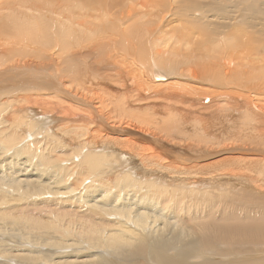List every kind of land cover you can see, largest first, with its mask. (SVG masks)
<instances>
[{
	"label": "rangeland",
	"instance_id": "374dc122",
	"mask_svg": "<svg viewBox=\"0 0 264 264\" xmlns=\"http://www.w3.org/2000/svg\"><path fill=\"white\" fill-rule=\"evenodd\" d=\"M171 1L167 0V3L163 5L160 0L158 2L157 0H0V103L10 101L9 105L13 103L12 105L15 104V107L16 105L19 106L16 104L17 100L19 102L22 98L40 100L39 103H42L41 101L58 103L57 100L62 102L67 99L64 101L68 102L63 101L64 103L62 102V104L67 105L70 103L91 108L92 106L87 101L91 102V100H94L98 102V100L103 99L106 103V114L104 115L107 118L104 115H102V118L110 126H116L120 129L129 121L142 119L146 121L150 118L151 120H156L155 122L152 121L156 127L155 135L151 133L153 130L151 126L149 127L150 131L147 132L148 134L138 128H133L132 130L124 129L128 130V134L131 135L127 134L128 137L133 138L137 145L144 144L148 138L149 141L151 140L149 145L152 144L154 147L156 141L162 143L163 153L166 156L170 153L173 158L175 156L174 159L171 157L168 160L173 163L175 168H183L190 173L196 167V164L215 162L212 165L214 170H210V173H213L212 175L206 176L199 173L198 176H191V179H188L190 177L187 176L188 174L171 175L157 170L151 173L150 170L142 169L130 153H119L108 143L102 145L104 143L100 140L102 135L93 139L89 138L90 140H85L81 135H79V138L76 136V138L73 135V127L77 128L87 125V122L81 121L82 118L80 116L77 117L79 120L77 118L73 120L65 118L66 120H64V118L56 114L43 113L41 108L31 104L14 108L17 110V117L9 118V122H5V126L3 125L0 128V154H2V156L0 155L2 159V161L0 159V165L9 156L15 155L17 159L16 163H13L15 166L17 165L15 168L19 167V169H15L13 163L10 166L7 165L10 162L9 159L8 162L2 163L3 166H1L0 170L3 173L4 171L10 172L9 174L5 172V174L8 177L11 174L23 184L19 182L16 188L13 189L12 187L15 186L12 185L15 183L14 181L10 185L9 182H6V179L0 178V200L3 199L0 202V211L2 212L0 213V230H9V233L12 234L5 237L7 241L5 238L2 240L9 243L12 247L16 246L15 250L22 247L35 251L36 249L31 245L25 242L22 244L20 239L15 238L17 236L19 238L22 237L24 229L42 230L40 232H32L30 238L32 240L36 238L34 242L38 241L36 243H42L43 245L37 247V249L42 251V254H37V256L41 255L38 258L36 254L32 253H29L31 254L30 256H26L28 252L24 253L25 256L17 252L18 255L12 248V250L7 252L9 254V262H6L8 257H1L0 264H58L63 263L64 260L67 262L64 261L63 264H264V29L262 28L264 23H261L264 22V6L261 5V8L263 7L261 13L252 14L247 11L245 5L244 7L243 5L241 6L242 9L237 8V10L234 5H231L230 1L233 0H210V4L215 2L213 6L222 7L227 3L228 5L225 6V10L222 9L223 13L221 11L217 14L218 18L216 21L214 19L207 21L203 18L206 15L205 6L201 7L205 11L196 7L192 9L195 13L185 15L183 8H180L183 0H173V3ZM217 1L221 3L219 4ZM224 1H227V3ZM177 3L180 6L179 8H176L178 6L176 5ZM205 3L201 1V4L205 5ZM162 8L164 10L167 8L166 12ZM227 9L228 12L226 13ZM175 10L178 11L176 12ZM9 13H15V17L30 21H37L43 18L49 22V26L38 37H35V39H38L27 38L28 40H22L18 36L6 34L7 32L4 31L6 29L3 23ZM258 15L263 17H258ZM230 16H236V20L231 21ZM224 18L229 19L225 20ZM194 20L197 22H194ZM205 22H208V24ZM196 23H198V26ZM253 23L255 27H253ZM219 24L220 28H218ZM203 25H207L209 31L212 28L214 31L218 29L220 32L218 35H215L217 33L215 32L214 36L213 33H205L204 30L207 29L204 28L203 30ZM200 27L203 30L202 32ZM47 29L48 31L51 30L49 32L51 37L43 35ZM144 29L152 31L151 34ZM236 29L239 34L237 31L235 32ZM62 31L67 33L66 37ZM146 33L148 36L150 35V38L148 37L145 42L143 37ZM234 33L236 35L235 41L237 42L234 41L231 45L226 44L225 39L228 36L233 38L232 35ZM9 35L14 37L9 38ZM219 36L220 38H218ZM63 40H69L68 52L62 46ZM153 40L154 42L156 40V49L153 45ZM214 41L222 43L221 53L216 51L215 47L213 48ZM164 43H167V45ZM140 45H145L148 49L149 55L146 56V62L139 57ZM164 51L166 52L165 54L163 53ZM157 60H168L169 63L173 64V68H170L172 65L168 62L165 66L162 63L160 65V62L157 64ZM70 63L76 69L73 73L76 77L70 73ZM167 64L170 66H166ZM148 72L153 73L150 75ZM71 77L84 82L85 85L82 84L84 87L75 88ZM135 79L140 83H136ZM147 81L150 83L148 84ZM135 89H140L141 94L140 91L138 92L137 90L136 92ZM66 90L69 94L66 93ZM45 92L48 94V98L45 97L47 96ZM135 93H138V96ZM51 94L55 97H52ZM70 96L73 100H71ZM62 97L63 100H61ZM48 99L49 102H46ZM11 101L13 102L11 103ZM120 102H122L121 105H119ZM32 107H36L34 111H31V109L33 110ZM127 107L130 111H126ZM24 108L25 110H23ZM107 109L113 111L114 114L109 113L110 111L107 112ZM10 110L9 108V112H11ZM119 111L126 112L123 115ZM108 113L111 115H108ZM17 118H20L21 121L20 119L15 121ZM116 118L119 120L118 123H116ZM115 119L116 122L114 123ZM77 123L81 124L78 125ZM60 125L61 127L58 129ZM71 125H73L72 128ZM65 132H68V134ZM21 133L27 136H21ZM137 133H140L141 137L143 135L144 138L141 139L138 136L139 134L136 136ZM7 137H10L11 140ZM73 139L75 142L71 141ZM94 139L96 141L99 140L100 145L98 144L99 141L95 143ZM15 140L17 141L14 142ZM82 141L83 143L81 144ZM13 143L20 145L17 147ZM10 146L14 147L11 148ZM16 147L19 152L13 153L15 149L18 150ZM39 148L47 151L44 152L43 150L41 152ZM68 150H70L69 153L67 152ZM104 150L107 152H104ZM21 152L23 154H20ZM7 154L8 157H6ZM58 154L61 156L60 159H58ZM111 155L113 157H107ZM27 156L31 159H28ZM168 156L167 158H169ZM86 157H88V160H86ZM33 158L34 160H32ZM57 159L59 160L58 162ZM63 162H69L65 166L62 165L65 170L63 168V171L62 169H56L61 164H64ZM70 162H74V165ZM120 162L123 167L130 169L129 173H133L132 178L136 181L135 185H132L131 188L126 187L122 193L120 191L121 187H125L126 184L117 183L115 180L116 174L109 171L111 167L121 168ZM34 163L38 165L35 166ZM19 165L25 170L20 168ZM67 165L68 167H66ZM53 166L57 167L53 168ZM65 167L68 169L66 170ZM44 168L45 170L50 168V170H46L44 173ZM34 169L36 170L34 171ZM50 171L52 174L53 172H60L61 179L54 183L61 182L64 175L65 181L69 180V177H73V180L71 177L68 182L64 183V185H67L65 188H69L70 185L74 189H79V187L83 189L93 181L92 187L96 190L95 195H99V197L97 200L90 198L91 200H87H90L89 203L86 201L82 204L77 201L76 203L74 200L69 202L71 204H67L65 208L60 206H55V208L54 206H51L53 208L49 206V209L45 207L44 209L46 210L39 208L41 213L40 211L38 213V208L33 203L51 198V195L40 197V194H37V197L36 194H28L27 197L25 193L19 194L18 190H21V187L26 185V181L27 183H32V181L41 182L40 180L47 178L48 173L51 177ZM121 171L118 172L120 173ZM20 172L22 174L26 173L23 175L24 177ZM68 172L71 176L70 174L68 175ZM126 172H128V169L124 170L123 173ZM74 176H77V180ZM99 180L106 181V184L101 186V188L98 183ZM73 181L78 184H74ZM150 181H154L157 184L154 189L148 188L147 190L145 185H143L142 190L138 188L140 187L139 183L145 184ZM49 183L48 187L54 186L53 182L50 183L53 186H50ZM69 183H72L73 187ZM64 185L62 181L58 186V190H63L64 188L62 189V187ZM103 190L109 193L112 192L107 197L118 196L115 203H110L113 201L110 198H102L101 193ZM131 190L132 192H130ZM138 190L141 192L137 193ZM2 192L3 194H1ZM136 193L137 195H135ZM150 193L153 194L151 197H149ZM143 194L146 197L144 200H148L150 203L147 204L142 200L143 205H141L142 201L140 200V203L138 202L140 205H138V197L143 196ZM33 195H35V198ZM12 197L16 199H14V203ZM150 198H153V201ZM73 202L75 203L73 204ZM152 202L157 206L151 205ZM106 204L112 208L108 209L107 207L105 213L103 210H105ZM21 206L29 210L27 211ZM124 206L129 208L130 214L128 213V215L131 218L123 213L120 216V210L118 209H122ZM154 208H158V211L156 209L153 210ZM17 209L20 210L18 211ZM56 209L61 211H59V213H62L60 214L61 216H57L56 213L58 212L55 211ZM111 209L115 210L107 212ZM6 210L7 212L4 213ZM50 210L53 211L51 212ZM8 211H11L12 214ZM159 211L161 213L158 214ZM23 213L28 215L26 214L27 216H25ZM34 213L37 214L34 215ZM137 213H143L142 215L147 216L150 213L148 217L146 216L148 219L146 218L147 222L145 224L133 219V216ZM21 214H23L22 217ZM39 214L40 217H38ZM132 214L134 215L132 216ZM125 215L131 220L129 221ZM41 216H44L46 223L43 222L44 220L41 219ZM47 227L49 228L48 231ZM52 227L55 228L53 229ZM64 229L79 231L82 234L83 237L79 235L80 237L78 238L75 235L65 237L66 241L72 240V242H75V240H78L79 243L81 242V247L78 245V247L75 246L77 248H59L61 245L57 243H66L64 238L60 237L58 233ZM124 229L131 230V233L123 234L121 230ZM87 231H89V235L85 234ZM93 231H96V233ZM18 232H20L21 236L18 235ZM45 236L48 237L46 238L47 243H44L46 240ZM39 238L43 241L41 242ZM58 239L60 241L57 242ZM44 244H47V246ZM70 253L77 254L76 256L71 254L70 257ZM22 257L29 258L27 260L21 259ZM52 259H55V261L52 262Z\"/></svg>",
	"mask_w": 264,
	"mask_h": 264
},
{
	"label": "bare ground",
	"instance_id": "6f19581e",
	"mask_svg": "<svg viewBox=\"0 0 264 264\" xmlns=\"http://www.w3.org/2000/svg\"><path fill=\"white\" fill-rule=\"evenodd\" d=\"M142 1V0H141ZM163 2V5H164V3H167L166 1L167 0H160V2ZM173 1V0H172ZM171 1V2H172ZM201 1H204V2H206L205 3V5H203V4H201ZM215 1V0H214ZM249 0H233V1H230L231 2V5H234V7H236V9L237 8H241L242 9V5H243V7H244V5H245V7H246V9H247V11L248 12H250V13H252V14H254V13H256V12H260L261 13V9L263 8H261V5L262 6H264V0H250L249 2H248ZM157 2H158V0H157ZM170 2V3H171ZM218 2V1H217ZM217 2H216V4H217ZM223 2V1H222ZM225 3H227V1H224ZM146 3V2H145ZM155 3V2H154ZM169 3V4H170ZM173 3V2H172ZM214 3L215 2H213L212 4H210V0H183L182 2H181V4H180V6H179V4L177 3L176 5H178L176 8H183V11H184V13H185V15H187V14H189V13H195L194 12V10H192L193 8H196L197 7V9H199V8H201V7H204L205 6V8H206V15H204L205 13H204V9H202V10H204L203 11V13H201V14H203L205 17H203L205 20H209V21H211V19L213 20H217V18H218V16H217V14H219L221 11H222V9L223 10H225L226 8H225V6H227L228 5V3L227 4H225L224 6H222V7H218V6H213L214 5ZM219 3V2H218ZM221 3V2H220ZM219 3V4H220ZM248 3V4H247ZM159 4H161V3H159ZM222 4H224V3H222ZM143 5V4H142ZM230 5V4H229ZM131 6V5H130ZM158 7H159V5H157ZM161 6V5H160ZM139 7V6H138ZM199 7V8H198ZM175 8V9H176ZM163 10H164V8H162ZM167 9V8H166ZM166 9L164 10L165 12H166ZM231 9V8H230ZM236 9H234V10H236ZM245 9V10H246ZM179 10V9H178ZM178 10H175L176 12L178 11ZM238 10V9H237ZM197 11V10H196ZM164 12V13H165ZM181 12V11H180ZM202 12V11H201ZM224 11H222V13H223ZM228 12V9H227V11H226V13ZM246 12V11H245ZM264 12V11H263ZM133 13V12H132ZM138 13V12H137ZM238 13V12H237ZM236 13V14H237ZM240 13V12H239ZM124 14V13H123ZM182 14H183V12H182ZM235 14V15H236ZM161 15V14H160ZM178 15V14H177ZM229 15V14H228ZM257 15V14H256ZM134 16V15H133ZM183 16H184V14H183ZM192 16H193V14H192ZM198 16V15H197ZM237 16V15H236ZM236 16L235 17H233V16H230L231 17V21L233 20H236ZM241 16V15H240ZM250 17H252L251 15H249ZM263 16H264V14H263ZM262 15L261 16H259L258 15V17H263ZM156 17V16H155ZM159 17V16H158ZM189 17V16H188ZM191 17V16H190ZM212 17H215V18H212ZM229 17V18H230ZM257 17V16H256ZM134 18V17H133ZM229 18H224L225 20H228ZM144 19V18H143ZM186 19H188V18H186ZM252 19V18H251ZM142 20V19H141ZM199 20H200V18H199ZM203 20V19H202ZM247 20V19H246ZM254 20V19H253ZM142 21H144V20H142ZM186 21V20H185ZM193 21V20H192ZM191 21V22H192ZM230 21V22H231ZM243 21H245V20H243ZM259 21H261V20H259ZM190 22V21H189ZM194 22H197V21H195L194 20ZM213 22V21H212ZM253 22V21H252ZM206 23V22H205ZM218 23V22H217ZM232 23V22H231ZM244 23V22H243ZM261 23H264V22H261ZM147 24V23H146ZM145 24V25H146ZM149 24V23H148ZM203 24V23H202ZM206 24H208V22L206 23ZM222 24V23H221ZM224 24V23H223ZM229 24V23H228ZM258 24V23H257ZM137 25V24H136ZM143 25V24H142ZM196 25L198 26V23H196ZM247 25H248V23H247ZM253 25V27H255L254 25V23L252 24ZM3 26H4V28L7 30H4L5 32H7L6 34H13V35H16V36H18L19 37V39H22V40H28L27 38H31V39H35V37L37 36L38 37V35L39 34H41L42 32H44L45 30H46V27L47 26H49V22L47 21V20H45V19H40V20H34V21H30V20H24V19H20V18H17V17H15V13L14 14H12V13H9V16H7V19H6V21L3 23ZM141 26V25H140ZM147 26V25H146ZM206 26V27H205ZM248 26H250V25H248ZM259 26V25H258ZM142 27V26H141ZM222 27H223V25H222ZM229 27V26H228ZM233 27V26H232ZM231 27V28H232ZM237 27V26H236ZM146 28V27H145ZM198 28V27H197ZM204 28H206L207 29V25H203V27H202V29L204 30ZM208 28H209V26H208ZM218 28H220V24H219V27ZM263 29H264V27H262ZM147 29V28H146ZM146 29H144V30H146ZM222 29V28H221ZM256 29V28H255ZM148 30V29H147ZM146 30V32H149L150 34H151V32L150 31H147ZM203 30H201V27H200V31L202 32ZM217 31H214V29H210V31L207 29V30H204L205 31V33L207 32V33H213V36H214V33L215 32H217L215 35H218V33L220 32V30H218V29H216ZM254 30V29H253ZM51 30H49L48 31V29H47V31L43 34V35H45V36H48L49 35V37H51L50 36V32ZM209 31V32H208ZM224 31V30H223ZM237 31V29L235 30V32ZM257 31H261V30H257ZM238 32V31H237ZM62 33L63 34H65V37H66V35H67V33L66 32H64V31H62ZM148 33V34H149ZM232 33H233V31H232ZM144 34V33H143ZM238 34H239V32H238ZM162 35V34H161ZM58 36V35H57ZM61 36V35H60ZM59 36V37H60ZM144 36V35H143ZM150 36V35H149ZM148 35H147V33H146V35L143 37V39L145 40V42L148 40V37H149ZM154 36V35H153ZM163 36V35H162ZM264 36V35H263ZM262 36V37H263ZM12 37H14V36H12V35H9V38H12ZM125 37V36H124ZM161 37V36H160ZM229 37H231V36H228L227 38H226V35H225V40H226V44H229V45H231V44H233L232 42H234L235 41V39H236V35H235V33L232 35V37L233 38H229ZM47 39H48V37H46ZM150 38V37H149ZM152 38V37H151ZM211 38V37H210ZM218 38H220V36L218 37ZM31 39H29V40H31ZM36 39H38V38H36ZM35 39V40H36ZM43 39H45V38H43ZM47 39H45V40H47ZM66 39V38H65ZM154 39H156V38H154ZM124 40H125V38H124ZM168 40V39H167ZM218 40V39H217ZM216 40V41H217ZM224 40V41H225ZM69 41V40H68ZM68 41H65V40H63V43H62V46L65 48L64 50L66 51V52H68L69 51V43H68ZM158 42V41H157ZM165 42V41H164ZM215 42V41H214ZM235 42H237V41H235ZM115 43V42H114ZM156 40H155V42H154V40H153V45H154V47H155V49H156ZM213 43V42H212ZM165 45H167V43H164ZM214 45H213V48L214 49H216V51H219L220 53H221V44L219 43V41L218 42H215V43H213ZM225 44V43H224ZM236 44V43H235ZM165 45H163V46H165ZM188 45V44H187ZM237 47V46H236ZM166 48V47H165ZM139 49H140V51H138L139 52V57H140V59L142 60V61H145L146 62V56H148L149 54H148V49H147V47L145 46V45H140V47H139ZM158 49V48H157ZM160 50V49H159ZM232 50V49H231ZM159 52V51H158ZM219 52H218V55H219ZM228 52V51H227ZM156 53V52H155ZM164 54L166 53L165 51L163 52ZM162 53V54H163ZM168 53V52H167ZM170 53H172V52H170ZM160 54V53H159ZM223 54V53H222ZM164 56V55H163ZM165 56H167V55H165ZM175 56V55H174ZM177 57V56H176ZM171 58V57H170ZM170 58H169V60H170ZM69 61V60H68ZM141 61V62H142ZM158 61V60H157ZM175 61V60H174ZM145 62H142V63H145ZM160 62V65H161V63L162 64H164V66H165V64L168 62V60H166V61H164V60H159L158 62H157V64ZM169 63V62H168ZM169 64H171V63H169ZM169 64H167L166 66H168ZM196 64V63H195ZM69 65H71L70 66V70H71V72L70 73H74V71L76 70L73 66H72V64L70 63ZM172 66H170V68H173V64H171ZM1 66V65H0ZM168 66V67H169ZM185 66V65H184ZM67 67H68V65H67ZM206 67V66H205ZM164 70V69H163ZM190 71H191V68H190ZM160 72H161V70H160ZM159 72V73H160ZM149 73V72H148ZM151 73H153V72H151ZM151 73H149L150 75H151ZM164 73V72H163ZM168 73V72H167ZM195 73V72H194ZM193 73V74H194ZM218 73V72H217ZM157 74V73H156ZM155 74V75H156ZM165 75H166V73H164ZM163 74V75H164ZM71 75V74H70ZM218 75H219V73H218ZM224 75V74H223ZM31 76V75H30ZM73 76L74 77H76V75L75 74H73ZM19 77V76H18ZM74 77H71L72 78V84H73V86L76 88H83L84 86L82 85V84H84V82H80V80L78 81V80H76ZM138 77V76H137ZM157 77V76H156ZM170 77V76H169ZM216 77V76H215ZM214 77V78H215ZM33 79V78H32ZM136 80V79H135ZM145 80V79H144ZM137 82L136 83H140V82H138V80H136ZM34 83H36V82H34ZM147 83H148V81H147ZM150 83V82H149ZM148 83V84H149ZM85 85V84H84ZM145 85V84H144ZM138 87V86H137ZM136 87V88H137ZM56 88V87H55ZM72 88V87H71ZM57 90V89H56ZM59 90V89H58ZM62 90V89H61ZM136 90V89H135ZM138 90V92L140 91V89H137ZM137 90H136V92H137ZM50 91H51V89H50ZM54 91V90H53ZM65 91V90H64ZM144 91V90H143ZM54 92H56V91H54ZM135 92V91H134ZM133 92V93H134ZM49 93V92H48ZM50 93H52V92H50ZM66 93H68L67 92V90H66ZM105 93V92H104ZM45 94H47L46 92H45ZM55 94V93H54ZM69 94V93H68ZM136 94V93H135ZM138 94V93H137ZM136 94V95H137ZM140 94H141V91H140ZM139 94V95H140ZM52 95V97H55V96H53V94H51ZM55 95H57V94H55ZM65 95V94H64ZM135 95V96H136ZM50 96V95H49ZM69 96V95H68ZM138 96V95H137ZM45 97H47L48 98V94H47V96H45ZM60 97H61V95H60ZM60 97H59V99H60ZM65 97H66V95H65ZM67 98V97H66ZM70 98H71V100H73V98L70 96ZM75 98V97H74ZM77 98V97H76ZM11 99V98H10ZM15 99V98H14ZM19 99V98H18ZM17 100V99H16ZM47 100V99H46ZM61 100H63V97H62V99ZM64 100H67V99H64ZM63 100V101H64ZM68 100H70V99H68ZM77 101H78V98L76 99ZM83 100V99H82ZM14 101V100H13ZM13 101H11V103L13 102ZM39 101L40 100H34V99H31V98H22V99H20L19 100V102H18V100H17V103L16 104H18L19 106H15L14 107V105H12V107H10L11 105H9V103H10V101H5V102H2V103H0V128L5 124V122H9V118L11 119V118H14L15 116H16V114H17V110L16 109H14V108H18V107H22V105H24V107H25V104H31L32 106H34V105H36V106H38V108H41L42 109V111H43V113L44 112H48V113H53V114H56V115H58L59 117H61V118H64V120H66V119H69V120H73V119H75V118H77V117H81L82 118V122H87L86 124L87 125H83V126H81V127H73V135L76 137V136H78V138L80 137L79 135H81L82 137H84L85 138V140L86 139H89V138H91V139H93V138H97L98 136H101L100 137V140H102L104 143H102V145L103 144H109V145H111L112 146V148H115L116 150H117V152H119V153H122V154H127V153H130L131 155H132V157L134 158V159H136V161L138 162V164L140 165V167L142 168V169H145V170H150V172L151 173H153L155 170H157V171H159V172H167L168 174H175V175H180V174H183V175H187V176H190V177H188V179H191V176H198L199 175V173H202V174H205L206 176L207 175H212L210 172V170L211 169H213L214 170V166H213V168H212V165H214L215 164V162L214 161H210V162H205V163H201V164H196V167H194L193 168V166H192V171L190 172V173H188L185 169H183V168H175V166H173V163H171V162H169L168 160L172 157L173 158V156H171V154L170 153H168V155L170 154V156H168L169 158H167V156H166V154L165 153H163V150H162V147H163V145H162V143H160L159 141H156V143H155V147L154 146H152V144H150L149 145V143H150V141L147 139V137H145L146 139V141L145 140H142V141H145V143L144 144H140V145H137V144H135V141L133 140V138H131V137H128V130L126 131L124 128H128L129 130L131 129H133V128H138V129H140L142 132H144V133H147V132H149L150 130H149V127L151 126V127H153V130L151 131V133H153V135H155L156 134V132H154L155 131V129H156V127L154 126L155 124L152 122V121H154V120H151V118L150 119H148V120H146V121H144V119H142V120H139V121H129V122H126V124L123 126V128H121L120 127V129H118L116 126H110V125H108V120L106 121L107 123H105V119L104 118H102V115H104V114H106V103H105V101L103 100V99H101V100H98V102H96V101H94V100H91V102H93V103H91V102H89V101H87L92 107L91 108H85L83 105H76V104H70V103H68L67 105H64V104H62V102H59V100H57L58 101V103H45L44 101H41L42 103H39ZM51 101V100H50ZM85 101V100H84ZM125 101V100H124ZM46 102H49V99H48V101H46ZM64 102H68V101H64ZM63 102V103H64ZM79 102H80V99H79ZM96 102V103H95ZM86 104V103H85ZM122 104V102H120V104L119 105H121ZM128 105V104H127ZM125 106H126V104H125ZM124 106V107H125ZM30 107V106H29ZM121 107V106H120ZM9 108L11 109L10 111L11 112H9ZM33 108V107H32ZM36 108V107H35ZM35 108H33V110L31 109V111H34L35 110ZM38 108H37V110H38ZM126 108V107H125ZM21 109V108H20ZM23 110H25V108L23 109ZM121 110V109H120ZM110 111V112H109ZM126 111H130V109L127 107V110ZM126 111H124V112H126ZM39 112V111H38ZM107 112H109V113H111V114H114L113 113V111H111L110 109H107ZM121 114H123L124 112H121V111H119ZM25 113H26V111H25ZM24 113V114H25ZM30 113H32V112H30ZM108 113V115H111V114H109ZM11 114V115H10ZM27 115V114H26ZM35 115H36V113H35ZM38 115V114H37ZM124 115V114H123ZM127 115V114H126ZM129 115H130V113H129ZM31 116H32V114H31ZM31 116H29V117H31ZM45 116V115H44ZM57 116V117H58ZM106 118H107V116L106 115H104ZM17 117V116H16ZM20 117V116H19ZM66 118V119H65ZM109 118V117H108ZM20 119V118H19ZM18 118H17V120H15V121H18L19 120ZM25 119V118H24ZM49 119V118H48ZM53 119V118H52ZM56 119V118H55ZM78 119V118H77ZM117 119V118H116ZM116 119L113 121L114 123L116 122ZM156 119V118H155ZM12 120H14V119H12ZM54 120V119H53ZM63 120V119H62ZM79 120V119H78ZM77 120V121H78ZM252 120V119H251ZM20 121H21V119H20ZM156 121V120H155ZM154 121V122H155ZM12 122V121H11ZM29 122V121H28ZM61 122V121H60ZM71 122V121H70ZM119 122V120L117 119V122L116 123H118ZM13 123V122H12ZM22 123V122H21ZM46 123V122H45ZM57 123V122H56ZM65 123H66V121H65ZM79 123V122H78ZM77 123V124H78ZM114 123H112V124H114ZM29 124V123H28ZM81 124V123H80ZM80 124H78V125H80ZM83 124V123H82ZM168 124V123H167ZM174 124V123H173ZM8 125V124H7ZM22 125V124H21ZM63 125H67V124H63ZM75 125V124H74ZM5 126V125H4ZM18 126H20V124H18ZM28 126V125H27ZM26 126V127H27ZM69 126V125H68ZM72 126L73 125H71V128H72ZM15 127V126H14ZM57 127V126H56ZM55 127V128H56ZM61 127V125L60 126H58V129ZM4 128V127H3ZM29 128V127H28ZM45 128V127H44ZM54 128V127H53ZM71 128H68V129H71ZM33 129V128H32ZM51 129V128H50ZM57 129V130H58ZM64 129V128H63ZM151 129V128H150ZM163 129V128H162ZM29 130V129H28ZM27 130V131H28ZM31 130V129H30ZM5 131V130H4ZM17 131V130H16ZM50 131V130H49ZM48 131V132H49ZM63 131H65V130H63ZM11 132H13V131H11ZM30 132H32V131H30ZM29 132V133H30ZM130 132V131H129ZM39 133V132H38ZM59 133V132H58ZM61 133V132H60ZM65 133H67L68 134V132H65ZM151 133H149V134H151ZM155 133V134H154ZM4 134V133H3ZM49 134V133H48ZM57 134V133H56ZM66 134V135H67ZM128 134V135H127ZM131 134V133H130ZM133 134V133H132ZM139 134V135H138ZM148 134V133H147ZM13 135H15V134H13ZM18 135H20V134H18ZM24 135V134H23ZM22 135V133H21V136H23ZM49 135H51V134H49ZM65 135V134H64ZM134 135H135V131H134ZM140 136L141 137V135H140V133H137L136 134V136ZM5 136V135H4ZM25 136V135H24ZM27 136V135H26ZM25 136V137H26ZM122 136H124V137H122ZM129 136H131V135H129ZM11 137H12V135H11ZM53 137V136H52ZM61 137H63V136H61ZM67 137V136H66ZM70 137H72V136H70ZM1 138V137H0ZM8 138V137H7ZM10 138V137H9ZM8 138V139H9ZM14 138H16V136H14ZM17 138H18V136H17ZM68 138V137H67ZM73 138V137H72ZM77 138V137H76ZM138 138V137H137ZM142 138H144L143 137V135H142V137H141V139ZM20 139H22L21 137H20ZM20 139H19V141H20ZM60 139V138H59ZM69 139V138H68ZM140 139V140H141ZM10 140H11V138H10ZM90 140V139H89ZM95 141H96V139H94ZM17 140H15L14 142H16ZM71 141H74V139L73 140H71ZM77 141V140H76ZM84 141V140H83ZM83 141L81 142V144L83 143ZM91 141H93V140H91ZM94 141V142H95ZM99 141V140H98ZM98 141H96L95 143H97ZM21 142V141H20ZM69 143H70V141H68ZM75 142V141H74ZM153 142V141H152ZM217 142V141H216ZM22 143V142H21ZM39 143H40V141H39ZM38 142H37V144H39ZM43 143V142H42ZM78 143H80V142H78ZM14 144V146H15V144L17 145V147L20 145H18L17 143H13ZM59 144H60V141H59ZM64 144V143H63ZM86 144V143H85ZM99 145H100V141H99V143H98ZM154 144V143H153ZM11 145H12V143H11ZM30 145V144H29ZM47 145V144H46ZM78 145V144H77ZM76 145V146H77ZM13 146V147H14ZM22 146V145H21ZM27 146V145H26ZM39 146V145H38ZM37 146V147H38ZM97 146V145H96ZM11 147V146H10ZM13 147H11V148H13ZM16 147V148H17ZM30 147V146H29ZM40 147V146H39ZM61 147V146H60ZM66 147V146H65ZM74 147V146H73ZM88 147V146H87ZM95 147V146H94ZM101 147H103V146H101ZM11 148H8V149H11ZM28 148V147H27ZM46 148V147H45ZM47 148H48V146H47ZM55 148V147H54ZM58 148V147H57ZM62 148V147H61ZM75 148H77V147H75ZM84 148H85V146H84ZM1 149V148H0ZM3 149V148H2ZM18 149V148H17ZM38 149V148H37ZM40 149V148H39ZM42 149V148H41ZM40 149V150H41ZM65 149V148H64ZM68 149V148H67ZM96 149H97V147H96ZM105 149V148H104ZM32 150V149H31ZM34 150H36V148H34ZM44 150V149H43ZM43 150H41V152L43 151ZM58 150V149H57ZM66 150V149H65ZM83 150V149H82ZM85 150V149H84ZM95 150V149H94ZM107 150H109V149H107ZM47 151V150H46ZM45 150H44V152H46ZM74 151V150H73ZM78 151V150H77ZM81 151V150H80ZM86 151V150H85ZM98 151V150H97ZM111 151V150H110ZM168 151V150H167ZM12 152V151H11ZM19 152V149L18 150H14L13 151V153H18ZM33 152V151H32ZM38 152H39V150H38ZM58 152H61V151H58ZM68 153L70 152V150H68L67 151ZM90 152V151H89ZM96 152V151H95ZM99 152V151H98ZM104 152H107V151H105L104 150ZM116 152V153H117ZM165 152H166V148H165ZM169 152V151H168ZM73 153V152H72ZM84 153V152H83ZM91 153V152H90ZM5 154V153H4ZM20 154H23L22 152L20 153ZM56 154V153H55ZM54 154V155H55ZM62 154V153H61ZM71 154V153H70ZM69 154V155H70ZM76 154V153H75ZM92 154V153H91ZM95 154V153H94ZM173 154H175V153H173ZM1 156H2V154H0ZM37 155V154H36ZM39 155V154H38ZM44 155V154H43ZM51 155H53V154H51ZM57 155V154H56ZM59 155V154H58ZM101 155H102V153H101ZM177 155H179V154H177ZM177 155H176V157H177ZM262 155V154H261ZM263 155H264V153H263ZM262 155V156H263ZM21 156V155H20ZM62 156H65V155H62ZM72 156V155H71ZM70 156V157H71ZM74 156H76V155H74ZM6 157H8V154H7V156ZM28 157V159H31V158H29V156H27ZM39 157V156H38ZM47 157V156H46ZM51 157V156H50ZM55 157V156H54ZM60 155H59V157H58V159H60ZM66 157V156H65ZM89 157V156H88ZM88 157H86V160H88L87 158ZM108 158L109 157H113V155H111V156H107ZM185 157V156H184ZM51 158H53V157H51ZM56 158V157H55ZM95 158V157H94ZM99 158V157H98ZM97 158V159H98ZM174 158H175V156H174ZM173 158V159H174ZM183 158V157H182ZM186 158V157H185ZM185 158H184V161H185ZM204 158V157H203ZM1 159V158H0ZM9 159H10V162H9V164H7V165H9L10 166V164H12L13 162L14 163H16L15 161H16V156L15 155H11V156H9V158L7 159V160H4V162H8L9 161ZM27 159V158H26ZM27 159V160H28ZM40 159H42V158H40ZM39 159V160H40ZM44 159V158H43ZM47 159H48V157H47ZM57 159V162L59 161ZM63 159V158H62ZM68 159V158H67ZM70 159V158H69ZM91 159V158H90ZM188 159H190V158H188ZM187 159V160H188ZM192 159V158H191ZM195 159V158H194ZM32 160H34V158L32 159ZM31 160V161H32ZM52 160V159H51ZM50 160V161H51ZM65 160V159H64ZM255 160V159H254ZM259 160V159H258ZM1 161H2V159H1ZM0 161V162H1ZM20 161H21V159H20ZM48 161V160H47ZM98 161V160H97ZM102 161V160H101ZM116 161H117V159H116ZM178 161H180V160H178ZM198 161V160H197ZM257 161V160H256ZM4 162H2V163H4ZM18 162V161H17ZM22 162V161H21ZM20 162V163H21ZM23 162H24V160H23ZM36 162V161H35ZM46 162V161H45ZM51 162H53V161H51ZM92 162V161H91ZM103 162V161H102ZM200 162V161H199ZM202 162V161H201ZM2 163H1V165H0V168H2L1 166H3L2 165ZM13 163V164H14ZM31 163H33V162H31ZM30 163V164H31ZM38 163V162H37ZM56 163V162H55ZM64 163V162H63ZM69 163V162H68ZM67 162H65L64 164H61L60 166H59V164H57L59 167H54L53 166V168H56V169H62L63 167H62V165H66V164H68ZM71 164L73 163V165H74V162H70ZM104 163V162H103ZM105 163H106V161H105ZM189 163V162H188ZM25 164V163H24ZM23 164V165H24ZM38 164H40V163H38ZM38 164H36V165H38ZM45 164V163H44ZM48 164H50V162H48ZM47 164V165H48ZM51 164H53V163H51ZM70 164V165H71ZM79 164V163H78ZM82 164H83V161H82ZM92 164V163H91ZM100 164H101V162H100ZM107 164V163H106ZM105 164V165H106ZM114 164V163H113ZM120 164H121V162H120ZM5 165V164H4ZM20 165H22V164H20ZM19 165V166H20ZM26 165H29V164H26ZM34 165H35V163H34ZM35 165V166H36ZM191 165H192V162H191ZM190 165V166H191ZM194 166H195V164H193ZM12 166V165H11ZM17 166V165H16ZM15 166V164H14V168L16 167ZM35 166H34V168H35ZM43 167H44V165H42ZM52 166V165H51ZM126 166H128V165H126ZM177 166V165H176ZM240 166V165H239ZM8 167V166H7ZM25 167H27V166H25ZM29 167V166H28ZM38 167V166H37ZM39 167H41V166H39ZM66 167H68V165L66 166ZM65 167V168H66ZM71 167H72V165H71ZM76 167V166H75ZM78 167H79V165H78ZM81 167V166H80ZM188 168H189V166H187ZM9 168H12V167H9ZM14 168H12V169H14ZM18 169H19V167H17ZM17 168H15V169H17ZM20 168H22V166H20ZM52 168V167H51ZM105 168V167H104ZM232 168V167H231ZM4 169V168H3ZM22 169H24V168H22ZM38 169V168H37ZM64 169V168H63ZM63 169H62V171H63ZM68 168H66V170H67ZM107 169V168H106ZM121 169H122V171H121ZM128 169V172H126V173H123L124 172V170H127ZM216 169V168H215ZM25 170V169H24ZM36 169H34V171H35ZM46 170H50V168H47ZM46 170H45V168H44V173L46 172ZM65 170V169H64ZM70 170V169H69ZM129 168H125V167H123V165L121 164V168H117V167H111V170H109L111 173H113V174H116L115 175V180H116V182L117 183H120V184H126L125 185V187H121V193H122V191L124 192L125 191V188L126 187H129V188H131L132 187V185H135V180L132 178V175H133V173L131 172V173H129ZM190 170V169H189ZM207 170V171H206ZM234 170V169H233ZM238 170V169H237ZM41 171V170H40ZM79 171V170H78ZM118 171H121L120 173L118 172ZM5 172H7L8 173V171H4V173H3V171H1L0 170V178H4V179H6V182H9V184L12 182V181H14L15 183H13L12 185H15V186H13L12 188L13 189H15L16 188V185L19 183V182H21V181H19V179L18 178H14L11 174L9 175V177L5 174ZM51 172V171H50ZM80 172H82V171H80ZM106 172V171H105ZM136 172V171H135ZM208 172V173H207ZM10 173V172H9ZM8 173V174H9ZM15 173V172H14ZM21 173V172H20ZM20 173H18V174H20ZM33 173H35V172H33ZM40 173V172H39ZM48 173V172H47ZM60 173V172H59ZM59 173L58 172H53V174H52V172H51V175L53 176H51L50 177V175H49V173H48V176H47V178L46 179H44V180H40L41 182H39L38 181V183H36V182H33L32 181V183L30 182V183H27V181H26V185L24 186V187H21L20 185V187L22 188L20 191L18 190V188H17V190H18V193L19 194H27V197H28V194L30 195V194H36V196H37V194H40V197H42V196H46V195H48V194H50L51 195V198H46V199H44L43 201H40V202H35V203H33V204H35V206L38 208L37 209V211H38V213H39V211H40V213H41V209L39 210V208H45V207H48V209L51 207V206H54V208H55V206H57V207H61V208H65L66 207V205L67 204H71V203H69V202H72V201H74L75 200V202L77 201L79 204L81 203H83V202H86L88 199H92V200H97V198L99 197V195H95L96 194V190L92 187L93 185H92V183H93V181H91L88 185H86L83 189L81 188L80 189V187H79V189L78 188H71V186L69 185V188L67 187V188H65V186H67V185H64V183H66V182H68L70 179H71V174L68 172V175L70 174V176L71 177H69V180H67V181H65V179H64V177H65V175H64V177H63V180H61V182L63 181V185H64V187H62V189L63 190H58V186L60 185V183L61 182H58L59 183V185H58V183L56 182V183H54L55 181H58V180H60L61 179V176L59 175ZM102 173H104V172H102ZM122 173V174H121ZM238 173V172H237ZM17 174V173H16ZM22 174V173H21ZM26 173L24 172L23 174H22V176L23 175H25ZM29 174V173H28ZM37 174H38V171H37ZM41 174V173H40ZM42 174H43V170H42ZM67 174V173H66ZM72 174H73V172H72ZM201 174V175H202ZM220 174V173H219ZM239 174H240V172H239ZM44 175H46V174H44ZM151 175V174H150ZM200 175V176H201ZM22 176H18V177H22ZM28 176V175H27ZM38 176H40V175H38ZM220 176V175H219ZM24 177V176H23ZM75 177V176H74ZM77 177V176H76ZM76 177H75V179H76ZM83 177V176H82ZM120 177V178H119ZM215 177V176H214ZM41 178V177H40ZM74 179V180H75ZM87 179H88V177H87ZM86 179V180H87ZM108 179V178H107ZM33 180V179H32ZM52 180V181H51ZM72 180H73V177H72ZM77 180V179H76ZM82 180V179H81ZM84 180V179H83ZM97 180V179H96ZM96 180H94V181H96ZM193 181H195V180H193ZM29 182V181H28ZM51 183V182H53V184H54V186H55V184H57L56 185V187L55 188H57V189H53V187H48V183ZM74 182V181H73ZM72 182V183H73ZM191 182V181H190ZM0 183H1V181H0ZM22 183V182H21ZM50 183H49V185H50ZM72 183H69V184H72ZM77 183V182H76ZM75 182H74V184H76ZM85 183V182H84ZM99 186H100V188H101V186H103L104 184H106V181H103V180H99ZM116 183V184H117ZM185 183V182H184ZM189 183V182H188ZM193 183H195V182H193ZM214 183V182H213ZM6 184V183H5ZM23 184V183H22ZM78 184V183H77ZM119 184V185H120ZM11 185V184H10ZM50 185V186H51ZM139 185H140V187H138V188H141V190H142V187H144L143 185H145V187H147V190H148V188H153L154 189V187H156L157 186V184L154 182V181H150L149 183H145V184H142V183H139ZM170 185V184H169ZM195 185V184H194ZM5 186V185H4ZM81 186H82V184H81ZM121 186V185H120ZM1 187H3V186H1ZM7 187V186H6ZM10 187V186H9ZM72 187H73V184H72ZM74 187H75V185H74ZM159 187V186H158ZM163 187V186H162ZM165 187V186H164ZM184 187V186H183ZM186 187V186H185ZM61 188V187H60ZM106 188H107V186H106ZM134 188V187H133ZM3 189V188H2ZM118 189V188H117ZM166 189V188H165ZM168 189V188H167ZM5 190V189H4ZM16 190V191H17ZM108 190V189H107ZM112 190V189H111ZM144 190V189H143ZM162 190V189H161ZM169 190H170V188H169ZM197 190V189H196ZM6 191V190H5ZM12 191H14V190H12ZM154 191V190H153ZM158 191H159V189H158ZM176 191V190H175ZM180 191V190H179ZM127 192V191H126ZM130 192H132V190L130 191ZM139 192H141L140 190H138V192L137 193H139ZM162 192V191H161ZM110 193H112V192H110ZM109 192H106L105 190H103L102 191V193H101V196H102V198L103 197H106V198H110L111 200H113L112 202H110V203H115V201H116V199H118V196H109V197H107L108 196V194H110ZM137 193L135 194V195H137ZM143 193V192H142ZM141 193V194H142ZM153 193V192H152ZM1 194H3V192L1 193ZM128 194V193H127ZM132 194V193H131ZM170 194V193H169ZM172 194H173V192H172ZM8 195V194H7ZM6 195V196H7ZM11 195V194H10ZM151 195H153V194H151L150 193V196L149 197H151ZM155 195V194H154ZM160 195V194H159ZM4 196V195H3ZM19 196V195H18ZM24 196V195H23ZM123 196V195H122ZM147 196H148V194H147ZM14 197V196H13ZM12 197V198H13ZM22 197V196H21ZM33 197L35 198V195H33ZM38 197V196H37ZM36 197V198H37ZM31 198V197H30ZM134 198V197H133ZM139 199H138V201H137V203L139 202L140 203V200L142 201V200H144V199H146V197L144 196V194H143V196H141V197H138ZM166 198V197H165ZM172 198V197H171ZM171 198H170V200H171ZM10 199H11V197H10ZM14 199L15 198H13V203H14ZM90 199V200H91ZM109 199V200H110ZM153 198H150V200L151 201H153L152 200ZM159 199V198H158ZM2 201H3V199H1ZM0 200V202H2ZM16 200V199H15ZM90 200L89 201H87L88 203L90 202ZM135 200H137V199H135ZM134 200V201H135ZM12 201V200H11ZM10 201V202H11ZM19 201H21V200H19ZM18 201V202H19ZM35 201V200H34ZM39 201V200H38ZM145 201V200H144ZM160 201H161V198H160ZM5 202H8V201H5ZM22 202V201H21ZM26 202V201H25ZM75 202H73V204L75 203ZM76 202V203H77ZM109 202V201H108ZM107 202V203H108ZM158 202V201H157ZM157 202H155V203H157ZM198 202V201H197ZM30 203V202H29ZM36 203H38V204H36ZM117 203V202H116ZM129 203V202H128ZM138 203V205H140ZM145 203H150L148 200H146L145 201ZM17 204H20V203H17ZM32 204V203H31ZM30 204V205H31ZM78 204V205H79ZM153 204V202L151 203V205ZM115 205H117V204H115ZM125 205V204H124ZM127 205V204H126ZM137 205V206H138ZM141 205H143V201H142V204ZM153 205H155V204H153ZM159 205V204H158ZM20 206V205H19ZM34 206V207H35ZM50 206V207H49ZM77 206V205H76ZM75 206V207H76ZM112 206V205H111ZM128 206V205H127ZM127 206H124L122 209H118V210H120V213H119V211H117L119 214H120V216H121V213H123V214H127L128 215V213H129V208L127 207ZM155 206H157V205H155ZM155 206H153V207H155ZM2 207V206H1ZM21 207H23V206H21ZM31 207V206H30ZM68 207V206H67ZM72 207V206H71ZM74 207V208H75ZM78 207V206H77ZM108 207V209L109 208H112V207H110V206H107V204H106V206H105V210H103L105 213H106V208ZM144 207V206H143ZM151 207V206H150ZM213 207V206H212ZM18 208V207H17ZM51 208H53V207H51ZM60 208V209H61ZM73 208V207H72ZM102 208V207H101ZM101 208H100V210H101ZM119 208H121V207H119ZM130 208H131V206H130ZM160 208H161V206H160ZM1 209V208H0ZM4 209H5V207H4ZM6 209H8V208H6ZM23 209H25V210H29V209H27L26 207L24 208L23 207ZM34 209V208H33ZM42 209V210H43ZM47 209V211H49ZM69 209H70V206H69ZM97 209V208H96ZM96 209H94V210H96ZM99 209V208H98ZM116 209V208H115ZM115 209H111L110 211L108 210L107 212H111L112 210L114 211ZM144 209V208H143ZM156 208H154L153 210H155ZM10 210V209H9ZM18 210V209H17ZM20 210V209H19ZM18 210V211H19ZM31 210V209H30ZM44 210H46V209H44ZM92 210V209H91ZM151 210H152V207H151ZM164 210V209H163ZM162 210V211H163ZM2 211H4V210H2ZM24 211V210H23ZM22 211V212H23ZM26 211V212H27ZM36 211V210H35ZM51 212L53 211V210H50ZM56 212H58L59 213V211L60 210H58V209H56L55 210ZM54 211V213H56ZM64 211H67V210H64ZM71 211H73V210H71ZM74 211H75V209H74ZM102 211V210H101ZM100 211V212H101ZM102 211V212H103ZM132 211H133V209H132ZM156 211H158V208L156 209ZM7 212V210L4 212V213H6ZM9 212V211H8ZM61 212V211H60ZM117 212H114L115 214L117 213ZM0 213H2L1 211H0ZM9 213H11L12 214V212L10 211ZM9 213H7L8 215H10ZM20 213V212H19ZM56 213L57 214V216H61L60 214H62V213ZM89 213V212H88ZM94 213V212H93ZM92 213V214H93ZM96 213H97V211H96ZM95 213V214H96ZM117 213V214H118ZM159 213H161V211H159L158 212V214ZM6 214V215H7ZM18 214V213H17ZM16 214V215H17ZM24 214V213H23ZM23 214H21V217H22V215ZM27 213H25L24 215L25 216H27L26 215ZM29 214H30V212H29ZM35 214H37V213H34V215ZM43 214H46V213H43ZM98 214H99V211H98ZM109 214V213H108ZM130 214V213H129ZM143 214V213H142ZM142 214H139V213H137L135 216H133L134 214H132V216H133V219H136V221L137 220H139V222L141 221L142 222V224L144 223L145 224V222H147L146 221V218L150 215V213H149V215L147 216V215H142ZM145 214V213H144ZM14 215V214H13ZM32 215V214H31ZM74 215V214H73ZM94 215V214H93ZM153 216H154V214H152ZM4 216V215H3ZM15 216V215H14ZM65 216H66V213H65ZM71 216V215H70ZM81 216H83V215H81ZM86 216H87V214H86ZM88 216H92V215H88ZM129 216V215H128ZM147 216V217H146ZM0 217H1V215H0ZM5 217V216H4ZM17 217H19V216H17ZM16 217V218H17ZM38 217H40V214H39V216ZM64 217V216H63ZM69 217V216H68ZM125 217L126 218H128L126 215H125ZM130 218H131V216H129ZM152 217V216H151ZM157 217V216H156ZM20 218V217H19ZM35 218H36V216H35ZM70 218V217H69ZM80 218V217H79ZM79 218H78V220H79ZM83 218V217H82ZM94 218V217H93ZM130 218H128L129 219V221L131 220ZM155 218V217H154ZM158 218V217H157ZM234 218V217H233ZM41 219L42 220H44V216H41ZM41 219H40V221H41ZM60 219V218H59ZM86 219H87V217H86ZM91 219V218H90ZM148 219V218H147ZM150 219V218H149ZM153 219V218H152ZM21 220V219H20ZM24 220V219H23ZM30 220H32L31 218H30ZM50 220V219H49ZM49 220H47V222H49ZM77 220V221H78ZM154 220V219H153ZM4 221V220H3ZM6 221V220H5ZM38 221V220H37ZM51 221V220H50ZM21 222V221H20ZM30 222V221H29ZM43 222H45V220L43 221ZM63 222V221H62ZM85 222V221H84ZM115 222H117V221H115ZM132 222V221H131ZM154 222H155V220H154ZM5 223V222H4ZM39 223H41V222H39ZM46 223V222H45ZM51 223H52V221H51ZM61 223V222H60ZM64 223V222H63ZM118 223V222H117ZM216 223V222H215ZM247 223V222H246ZM55 224H57V223H55ZM149 224V223H148ZM218 224V223H217ZM41 225V224H40ZM44 225V224H43ZM54 225V224H53ZM52 225V226H53ZM71 225V224H70ZM79 225V224H78ZM129 225V224H128ZM21 226V225H20ZM20 226H19V228H20ZM30 226V225H29ZM69 226V225H68ZM120 226V225H119ZM142 226V225H141ZM145 226V225H144ZM22 227V226H21ZM32 227H34V226H32ZM48 227H49V224H48ZM47 227V231L49 230V228ZM61 227V226H60ZM65 227H67L66 225H65ZM64 227V228H65ZM84 227V226H83ZM222 227V226H221ZM53 229L55 228V227H52ZM52 228H51V230H52ZM68 228V227H67ZM66 228V229H67ZM70 228V227H69ZM79 228V227H78ZM119 228V227H118ZM144 228V227H143ZM30 229H31V226H30ZM42 229V228H41ZM44 229V228H43ZM62 229V228H61ZM82 229V228H81ZM122 229V228H121ZM128 229V228H127ZM78 230V229H77ZM85 230V229H84ZM255 230V229H254ZM14 231V230H13ZM16 231V230H15ZM40 231H42V230H25L24 229V231H23V235H22V237H16L15 239H20V242L23 244L24 242L26 243V244H28V245H31L32 247H34L36 250L34 251H30V250H28L27 248H22V247H20V248H18L17 250H15V248H16V246L14 247H12V246H10L9 245V243H7L6 241H7V238H5L6 236H9V234L10 235H12L11 233H9V230H0V239H1V241H0V258L1 257H8L7 258V260H6V262H9V254H7V252H9V250H12V248L15 250V252L17 253V252H19V253H21V254H23L22 256H25V254L24 253H26V252H28L27 254H26V256H30L31 254H29V253H32V254H36V256H37V254H42V251L41 250H39V249H37V247L38 246H42L43 244L42 243H36V242H38V241H36V242H34V240H36V238L35 239H31L30 238V235H31V233L32 232H40ZM45 231V230H44ZM53 231H55V230H53ZM122 231V233L123 234H125V235H127L126 233H131V230H121ZM124 231V232H123ZM12 232V231H11ZM56 232H58L57 230H56ZM78 232V233H77ZM75 231V230H61V232H58L60 235V237H62V238H64V240L66 241L67 239L65 238V237H72V236H76V238H78V237H80L79 235H81L82 236V234L79 232V231ZM94 233H96V231H93ZM93 232H92V234H93ZM120 232V231H119ZM19 234L18 235H20L21 236V234H20V232H18ZM51 233H53L52 231H51ZM16 234H17V231H16ZM38 234V233H37ZM85 234H87V235H89V231H87V232H85ZM35 235V234H34ZM34 235H32V236H34ZM40 235H41V233H40ZM56 235V234H55ZM119 235V234H118ZM42 236V235H41ZM27 237V238H26ZM36 237H37V235H36ZM56 237V236H55ZM83 237V236H82ZM6 239V241H3L2 239ZM33 238V237H32ZM46 238H48L47 236H45V239ZM74 238V237H73ZM51 239V238H50ZM53 239V238H52ZM85 239H87V238H85ZM104 239V238H103ZM38 240V239H37ZM39 240H41L40 238H39ZM54 240H56V239H54ZM61 240H63V239H61ZM74 240H75V238H74ZM84 240V239H83ZM43 240H41V242H42ZM46 241V242H45ZM44 241V243H47V239ZM50 241V240H49ZM52 242H54L53 240H51ZM58 241H60L59 239L57 240V242ZM56 242V243H57ZM63 242V241H62ZM130 242H131V240H130ZM33 243V244H32ZM54 244H55V242H54ZM57 244H59V245H61L60 247H59V245H58V247L59 248H65V249H70V248H73V247H75V246H77L78 247V245H79V247H81V242L79 243L78 242V240L76 241L75 240V242H72V240H68V241H66V243L65 244H60V243H57ZM85 244V243H84ZM141 244V243H140ZM45 245V244H44ZM50 245H53V244H50ZM45 246H47V244L45 245ZM50 247V246H49ZM49 247H48V249H49ZM52 247V246H51ZM77 247H75V248H77ZM90 247V246H89ZM45 248V247H44ZM91 248H93V247H91ZM13 250V251H14ZM60 250V249H59ZM46 252V251H45ZM52 252V251H51ZM54 252H55V250H54ZM47 253V252H46ZM18 254V253H17ZM44 254V253H43ZM68 254V253H67ZM66 254V255H67ZM71 254H72V256H76V254L77 253H70L69 255H70V257H71ZM19 255V254H18ZM68 255V256H69ZM21 256V255H20ZM35 256V257H36ZM41 255H39V256H37V258L38 257H40ZM61 256V255H60ZM58 257V256H57ZM56 257V258H57ZM62 257V256H61ZM24 257H22L21 259H23ZM29 258V257H28ZM28 258H24V259H27L28 260ZM42 258H43V256H42ZM46 258V257H45ZM66 258V257H65ZM58 259V258H57ZM74 259V258H73ZM19 260V259H18ZM26 260V261H27ZM40 260V259H39ZM50 260H51V257H50ZM55 261V259L53 260L52 259V262H54ZM65 261V260H64ZM64 261H63V263H64ZM5 262V261H4ZM3 262V263H4ZM18 262V261H17ZM29 262V261H28ZM52 262H50V263H52ZM59 262V261H58ZM65 262H67V261H65ZM62 262L61 263H58V264H63Z\"/></svg>",
	"mask_w": 264,
	"mask_h": 264
}]
</instances>
